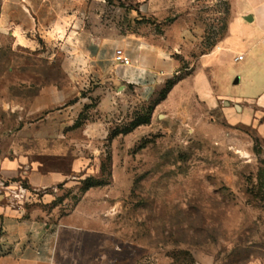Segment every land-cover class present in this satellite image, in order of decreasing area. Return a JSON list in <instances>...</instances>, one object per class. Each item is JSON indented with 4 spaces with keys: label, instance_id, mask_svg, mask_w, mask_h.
<instances>
[{
    "label": "rangeland",
    "instance_id": "1",
    "mask_svg": "<svg viewBox=\"0 0 264 264\" xmlns=\"http://www.w3.org/2000/svg\"><path fill=\"white\" fill-rule=\"evenodd\" d=\"M80 9L81 26L102 35H143L159 42L178 64L168 79L175 83L174 91L161 97L164 83L120 127L138 123L137 131L102 148L99 179L110 189L99 198L107 202L104 214L113 233L137 246L143 254L139 264H264V138L257 123L248 124L241 114L244 103L223 97L210 108L192 84L227 36L229 0H80ZM62 33L47 35L48 48L37 53L12 50L7 35H0V157L18 148L22 136L15 127L32 120L33 87L63 83L61 59L70 54L59 47L67 39ZM242 66L228 60L219 69L210 66L215 92L220 94L226 71L240 72L234 77L241 79L238 93L254 90ZM16 102L25 110L11 106ZM256 113L262 121L264 112ZM71 137L82 141L78 132ZM90 150L87 144L81 147L87 155ZM113 156L115 178H109ZM44 166L64 171L69 163L48 161ZM14 180L0 173V203L14 197L8 191ZM79 195L61 189L68 202L57 215L66 214Z\"/></svg>",
    "mask_w": 264,
    "mask_h": 264
},
{
    "label": "crops",
    "instance_id": "2",
    "mask_svg": "<svg viewBox=\"0 0 264 264\" xmlns=\"http://www.w3.org/2000/svg\"><path fill=\"white\" fill-rule=\"evenodd\" d=\"M229 2L232 19L227 36L194 75L193 90L210 108L223 97L244 103L241 114L248 124L257 123L264 138V119L259 121L256 113L264 112V0ZM80 14V0H0V35H7L12 50L44 52L45 37L63 32L67 39L59 47L70 54L62 55V84L45 81L33 87L32 120L15 127L22 140L11 155L0 157V173L15 179L8 189L14 197L0 203V264H139L143 255L113 233L105 218L107 202L99 196L110 186L83 193L80 188L86 179L101 177L102 148L110 132L127 123L133 110L177 73L178 64L159 42L137 34L102 35L94 27L81 26ZM117 51L128 65L116 61ZM236 56L242 60L235 61ZM225 60L243 63L241 72L251 78L254 90L238 93L241 79L234 77L240 72L226 71L220 94L215 92L207 70L221 68ZM11 106L25 110L18 102ZM76 132L82 141L71 137ZM122 137H114L111 145ZM86 144L90 155L81 151ZM48 161L69 166L64 171L45 169ZM114 169L113 156L111 178ZM61 189H75L82 195L58 216V209L68 202Z\"/></svg>",
    "mask_w": 264,
    "mask_h": 264
},
{
    "label": "trees",
    "instance_id": "3",
    "mask_svg": "<svg viewBox=\"0 0 264 264\" xmlns=\"http://www.w3.org/2000/svg\"><path fill=\"white\" fill-rule=\"evenodd\" d=\"M175 83L174 82H170L169 80H167L165 82V87L163 89V91L160 93V96L165 98L166 95L172 90V88L174 87ZM157 103L155 102L153 104V107L156 105ZM81 123H77L75 126L78 127ZM137 126H139L138 123H136L133 127H130L129 129L127 128H117L113 131L110 132L109 134V138H108V141L109 140H112L114 137L118 136V135H126L129 133V131L131 130H134L137 128ZM109 164H111V157H109ZM102 167L103 165L101 164V167H100V171H101V176H102ZM109 178H111V173L108 174ZM108 185V182H104L102 179H92V178H88L86 179L83 184H82V187L80 188V192L83 193L84 191H86L87 189L89 188H92V187H101V186H106Z\"/></svg>",
    "mask_w": 264,
    "mask_h": 264
},
{
    "label": "built area",
    "instance_id": "4",
    "mask_svg": "<svg viewBox=\"0 0 264 264\" xmlns=\"http://www.w3.org/2000/svg\"><path fill=\"white\" fill-rule=\"evenodd\" d=\"M115 59H116V61H119V62L122 63L123 65H128V64H129L128 59L122 57L120 51H117V52H116ZM241 60H242V56H236L235 61H241Z\"/></svg>",
    "mask_w": 264,
    "mask_h": 264
},
{
    "label": "water",
    "instance_id": "5",
    "mask_svg": "<svg viewBox=\"0 0 264 264\" xmlns=\"http://www.w3.org/2000/svg\"><path fill=\"white\" fill-rule=\"evenodd\" d=\"M245 20L247 21V22H251V19H247V18H245ZM238 83V80L236 79L235 81H234V84H237ZM236 109H238V106H236Z\"/></svg>",
    "mask_w": 264,
    "mask_h": 264
}]
</instances>
